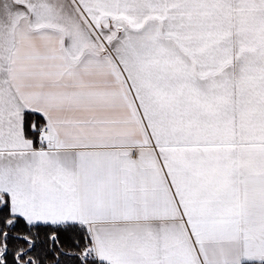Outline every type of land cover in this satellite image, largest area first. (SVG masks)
<instances>
[{
  "label": "snow or ice",
  "instance_id": "snow-or-ice-1",
  "mask_svg": "<svg viewBox=\"0 0 264 264\" xmlns=\"http://www.w3.org/2000/svg\"><path fill=\"white\" fill-rule=\"evenodd\" d=\"M0 264H264V0H0Z\"/></svg>",
  "mask_w": 264,
  "mask_h": 264
}]
</instances>
